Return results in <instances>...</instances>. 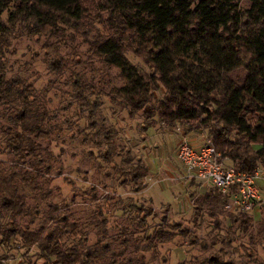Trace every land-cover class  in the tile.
<instances>
[{
	"label": "trees",
	"instance_id": "1",
	"mask_svg": "<svg viewBox=\"0 0 264 264\" xmlns=\"http://www.w3.org/2000/svg\"><path fill=\"white\" fill-rule=\"evenodd\" d=\"M17 28L22 36L48 39L43 49L56 75L68 69L63 47L77 38L87 47L89 60L117 72L122 86L108 94L72 72L67 83L72 101L64 110L78 103L77 114L87 115L92 133L84 135L86 140L91 137L104 147L99 159L123 185L146 190L143 182L151 172L131 151L124 155L115 130L99 126L104 97L131 117L143 113L172 129H203L239 172L264 171V0H0V55L10 46V30ZM129 53L150 71L134 65ZM1 59L0 246L19 239L20 249H36L47 264H147L146 254L186 237L185 231L171 233L167 224L149 234L153 210L139 206L130 211L145 217H125L111 235L105 208L112 198H104L103 205L95 188L91 195L96 206L88 217L56 204L50 186L59 163L51 151L58 115L51 114L39 91L20 75L7 79ZM161 87L164 100L154 105ZM227 203L215 189L195 202L197 211L209 209L218 228ZM233 214L239 215H231L232 222L253 241L251 214ZM263 235L264 222L258 229V236ZM210 264L237 263L215 256Z\"/></svg>",
	"mask_w": 264,
	"mask_h": 264
},
{
	"label": "rangeland",
	"instance_id": "2",
	"mask_svg": "<svg viewBox=\"0 0 264 264\" xmlns=\"http://www.w3.org/2000/svg\"><path fill=\"white\" fill-rule=\"evenodd\" d=\"M4 20H8L7 14ZM21 31L20 28L10 30V46L0 58L5 64L7 79L20 75L39 91L51 114L58 115V129L51 151L59 163L54 168L50 186L55 192L53 201L56 204L61 207L69 206L77 217H88L96 206L91 195L92 188H95L103 205L104 198H112L105 208V214L110 220L108 227L111 228V235L116 233L112 229L114 226L125 224V217H145L132 213L131 206L153 210V215L147 220L149 234L164 224H167L171 233L180 235V231L187 232L186 237L178 236L173 244L160 245L156 251L146 254L147 264H210L211 257L215 256L225 262L235 261L237 264H264V235L258 236L260 223L264 222L263 202L257 206L261 209L260 214L251 213L255 221V229L250 232L255 237L253 241L249 235L241 233L239 224L232 222L231 215L239 214L223 212L219 215L218 228L217 219L211 217L209 209L205 207L204 210L197 211L195 204L197 199L213 188L188 180L184 166L170 145L167 157L160 155L163 139L178 135L177 128H169L159 118L148 120L143 113H136L131 117L122 105L113 104L109 98L104 97L99 126L117 132L115 142L125 151L124 155L131 151L136 160H148L150 166L159 171L158 174L156 170L151 171L144 180L148 190L137 192L134 184L123 185L124 180H118L111 171V166L99 159L104 147L101 149L92 143L91 137L89 141L86 140L84 135L92 136V133L87 131V115L81 116V119L77 114L78 103L75 102L70 109L64 110L72 101V89L67 84L72 72H78L88 83L96 86L98 92L105 94L110 93L114 87L122 86L117 79V72L108 71L96 60H89L86 55L87 47L77 38L69 40L67 46L63 47L68 69L63 75H56L49 69L47 53L43 49L48 39L22 36ZM128 58L142 71H150L132 53L128 54ZM155 96L154 105H157L164 100L165 89L161 87ZM190 127L187 125L182 128L191 132ZM196 130L206 132L208 137L207 131L198 128L192 131ZM1 158L7 160L8 156ZM115 160L117 163L121 162L119 157ZM225 164L229 166V162L226 161ZM59 166L60 170L57 172ZM107 175L111 177L108 178ZM262 183L258 187L263 198L264 182ZM164 217H167V222H164ZM36 228L37 225L33 226V229ZM96 241L97 237L93 232L91 244ZM0 258L5 259L7 264H47L36 249L30 253L20 249L19 239L13 240L10 245L0 246Z\"/></svg>",
	"mask_w": 264,
	"mask_h": 264
},
{
	"label": "built area",
	"instance_id": "3",
	"mask_svg": "<svg viewBox=\"0 0 264 264\" xmlns=\"http://www.w3.org/2000/svg\"><path fill=\"white\" fill-rule=\"evenodd\" d=\"M177 132L181 135L177 154L185 168L186 178L207 184L227 197V211L253 213L262 202L258 182L263 174L259 170L252 175L246 174L226 165L228 159L222 158L209 137H206L201 146L195 147L185 129L180 126ZM0 264H7V261L0 258Z\"/></svg>",
	"mask_w": 264,
	"mask_h": 264
},
{
	"label": "crops",
	"instance_id": "4",
	"mask_svg": "<svg viewBox=\"0 0 264 264\" xmlns=\"http://www.w3.org/2000/svg\"><path fill=\"white\" fill-rule=\"evenodd\" d=\"M189 136V138L191 139V142L192 144L195 146V147H199L203 144V142L205 141L207 135H206V132H203V131H191V132H186ZM166 136V135H165ZM174 137L169 138L166 140V139H163V142H162V145H161V149H159V152H160V155L161 157H167V153H169V151H167V148L169 147V145L172 147L173 151L175 150V155L176 157L178 158L177 156V151H178V146H179V143H180V140H181V135H173ZM167 137V136H166ZM164 150H163V149ZM172 149H170L172 151ZM163 150V151H162ZM158 152V153H159ZM227 162H229V166H232L231 162L227 160ZM144 163L148 166V168L150 169V172L151 171H157V174L159 173V171L157 169H153L152 166H150L148 160H144ZM259 171H262V174H263V178L258 182V185H262L264 182V171L262 169H260ZM151 174V173H150ZM204 186L206 187H210L209 185L207 184H204ZM261 187V186H260ZM148 190V187L147 189ZM263 196V195H262ZM262 202L264 203V197L262 198ZM264 205V204H263ZM261 209H256L252 214L254 215H258L260 214V211ZM252 216V215H251Z\"/></svg>",
	"mask_w": 264,
	"mask_h": 264
}]
</instances>
